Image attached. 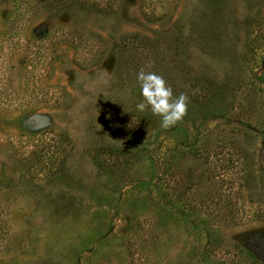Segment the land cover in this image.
I'll return each instance as SVG.
<instances>
[{"label": "rangeland", "instance_id": "1", "mask_svg": "<svg viewBox=\"0 0 264 264\" xmlns=\"http://www.w3.org/2000/svg\"><path fill=\"white\" fill-rule=\"evenodd\" d=\"M144 38L189 98L167 129L139 117ZM0 264H264V0H0Z\"/></svg>", "mask_w": 264, "mask_h": 264}, {"label": "trees", "instance_id": "2", "mask_svg": "<svg viewBox=\"0 0 264 264\" xmlns=\"http://www.w3.org/2000/svg\"><path fill=\"white\" fill-rule=\"evenodd\" d=\"M22 1V0H20ZM155 41H152L150 39L144 38L143 41H138V43L131 45L130 48L132 50L130 51V56L132 59L137 60L136 67L141 66V68L144 69V71L149 72H155L161 76L164 77V79L167 81L168 85L173 88L175 87L176 78L175 76L178 75L180 72L176 71V67L172 64V62L164 57V53L159 49V46H156L157 44H154ZM127 47V46H126ZM128 48V47H127ZM136 70H140L137 69ZM192 84L191 89L194 88V94L192 97L193 102H196L198 106L204 107L212 102V98L216 95H222L223 89L225 88V85H221L220 83H217L213 79L205 78L204 80H198L197 84L193 86ZM255 95L251 92H247L245 94V101H244V107L245 110L242 113L243 115H249L251 113V106L255 100ZM48 97V96H43ZM39 98L38 101H45L44 98ZM43 99V100H42ZM32 102L33 100H29ZM43 103V102H41ZM141 117V121L144 127H150L154 126L156 127L159 124V120H162V117L154 115L152 112L149 115H139ZM60 139H53V143H49L47 149L41 150L44 152V154L41 156H45L47 158V164H50V166H56L57 169L64 163V160L66 159L68 155V150H70V144L72 143L70 137L65 133H59ZM52 140V139H51ZM52 140V141H53ZM56 141V142H55ZM225 140H218V143L216 145H221L224 143ZM241 146V147H240ZM235 144V149L237 151V155L239 152L243 151L245 152V149L242 145ZM207 149V156H209V146L205 145V148ZM224 150H221L222 153ZM44 159V157H43ZM99 159V156H96V160ZM162 159V158H160ZM163 160V159H162ZM238 161V160H237ZM178 181L176 182L175 186L177 185ZM180 197V195L178 196ZM250 253V252H249ZM251 254V253H250ZM252 255V254H251Z\"/></svg>", "mask_w": 264, "mask_h": 264}, {"label": "clouds", "instance_id": "3", "mask_svg": "<svg viewBox=\"0 0 264 264\" xmlns=\"http://www.w3.org/2000/svg\"><path fill=\"white\" fill-rule=\"evenodd\" d=\"M143 102L137 104L140 111L151 108L154 115L162 117L161 127L169 128L180 122L188 112L189 98L181 93L178 97L163 76L155 72H146L143 68L138 72Z\"/></svg>", "mask_w": 264, "mask_h": 264}]
</instances>
